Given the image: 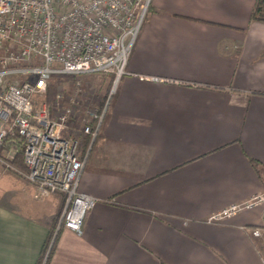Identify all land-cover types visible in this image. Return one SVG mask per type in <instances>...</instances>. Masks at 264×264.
<instances>
[{"label":"crops","instance_id":"0c3cea01","mask_svg":"<svg viewBox=\"0 0 264 264\" xmlns=\"http://www.w3.org/2000/svg\"><path fill=\"white\" fill-rule=\"evenodd\" d=\"M255 3L152 1L80 178L97 203L81 235L62 228L49 264H264V236L251 231L264 202L209 220L264 192ZM37 194L0 162V264L40 261L64 196Z\"/></svg>","mask_w":264,"mask_h":264},{"label":"built area","instance_id":"2783aa9c","mask_svg":"<svg viewBox=\"0 0 264 264\" xmlns=\"http://www.w3.org/2000/svg\"><path fill=\"white\" fill-rule=\"evenodd\" d=\"M152 1L0 0V150L8 135L21 136L25 170L12 165L13 153L0 154V162L35 185L37 196H64L55 235L61 227L81 235L97 203L94 196L79 191L80 178ZM90 72L111 75L114 88L103 110L92 115L95 127L91 119L65 135L72 109L55 118L53 107L37 105L36 96L47 92L51 73ZM263 202L264 192L257 193L209 220L223 221ZM251 231L254 237L264 236V215ZM261 258L264 261V245Z\"/></svg>","mask_w":264,"mask_h":264},{"label":"rangeland","instance_id":"374dc122","mask_svg":"<svg viewBox=\"0 0 264 264\" xmlns=\"http://www.w3.org/2000/svg\"><path fill=\"white\" fill-rule=\"evenodd\" d=\"M48 89L44 94L36 96V104H47L55 107L54 117L57 118L67 109H72L74 117L68 120L69 134L71 128L81 129L92 119L94 113H99L101 98L109 97L114 88L113 77L100 72L85 74L51 73L47 76ZM106 97V98H107ZM86 144V139L84 140Z\"/></svg>","mask_w":264,"mask_h":264},{"label":"trees","instance_id":"16d2710c","mask_svg":"<svg viewBox=\"0 0 264 264\" xmlns=\"http://www.w3.org/2000/svg\"><path fill=\"white\" fill-rule=\"evenodd\" d=\"M150 8H151V6H150ZM252 19L256 20V21L264 22V0H256V3L254 5L253 11H252ZM119 87H120V82L118 83L116 91L112 94L111 98L109 99V102H108V105H107V108H106V111L104 114V118H103L101 125L99 127V131H98V134H97L95 141L103 132V129L106 125V121H107L108 116L111 112L112 105L118 96ZM106 97H107V95H105V96H103V98H101V102L99 103L100 111L103 110V108L107 102L108 97L107 98ZM95 141L93 142V145H94ZM87 144H89V139L86 140V145ZM24 148H25L24 139L21 136H19L17 133H14V134H10L6 137L5 142L2 146V149L0 150V154L2 156H4L8 151L14 150L15 154H14L13 159L11 160V163L15 168L19 169L20 171H24L25 170V163H24V156H23L24 155ZM252 161H253L255 167L259 164V161H257V160L253 159ZM59 216H60V213L56 217L55 222L50 229V234H49L48 239L44 245V249L42 251V256H41L38 264H49L53 254L55 252L59 233L62 230V227H61L59 229V231L57 232V234L55 235V229H56V225H57ZM53 238H54V240H53ZM52 240H53V244L51 246L49 254L47 255V252H48V249L50 247V243ZM46 255H47V258H46ZM45 258H46V260H45Z\"/></svg>","mask_w":264,"mask_h":264}]
</instances>
